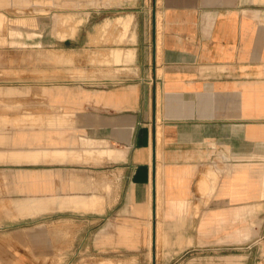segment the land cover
Here are the masks:
<instances>
[{
	"label": "crops",
	"instance_id": "crops-1",
	"mask_svg": "<svg viewBox=\"0 0 264 264\" xmlns=\"http://www.w3.org/2000/svg\"><path fill=\"white\" fill-rule=\"evenodd\" d=\"M160 12L132 52L153 61L149 81L63 87L34 125L0 110V264H253L264 0Z\"/></svg>",
	"mask_w": 264,
	"mask_h": 264
},
{
	"label": "rangeland",
	"instance_id": "rangeland-1",
	"mask_svg": "<svg viewBox=\"0 0 264 264\" xmlns=\"http://www.w3.org/2000/svg\"><path fill=\"white\" fill-rule=\"evenodd\" d=\"M160 6L161 0H0V101L11 102H0V110L12 114L7 123L34 125L36 108L51 112L48 96L66 86L149 81L153 61L146 55L136 65L132 52L149 45V15L155 8L160 20ZM253 253V264H264V239Z\"/></svg>",
	"mask_w": 264,
	"mask_h": 264
},
{
	"label": "bare ground",
	"instance_id": "bare-ground-1",
	"mask_svg": "<svg viewBox=\"0 0 264 264\" xmlns=\"http://www.w3.org/2000/svg\"><path fill=\"white\" fill-rule=\"evenodd\" d=\"M160 96V95H159ZM159 98V97H158Z\"/></svg>",
	"mask_w": 264,
	"mask_h": 264
}]
</instances>
